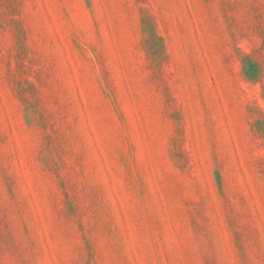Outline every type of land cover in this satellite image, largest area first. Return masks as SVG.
I'll list each match as a JSON object with an SVG mask.
<instances>
[{
  "label": "rangeland",
  "instance_id": "374dc122",
  "mask_svg": "<svg viewBox=\"0 0 264 264\" xmlns=\"http://www.w3.org/2000/svg\"><path fill=\"white\" fill-rule=\"evenodd\" d=\"M0 264H264V0H0Z\"/></svg>",
  "mask_w": 264,
  "mask_h": 264
}]
</instances>
